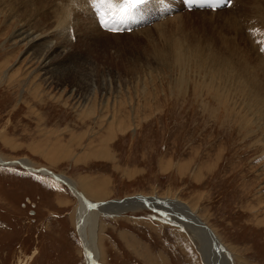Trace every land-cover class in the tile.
I'll return each instance as SVG.
<instances>
[{
	"label": "rangeland",
	"instance_id": "374dc122",
	"mask_svg": "<svg viewBox=\"0 0 264 264\" xmlns=\"http://www.w3.org/2000/svg\"><path fill=\"white\" fill-rule=\"evenodd\" d=\"M113 2L106 16L123 0ZM180 2L145 0L139 31L108 32L91 0H0V156L72 177L93 202L160 200L158 214L122 204L101 214L103 264H212L172 217L179 207L163 214L175 202L232 264H264V86L250 88L264 84V0L222 13ZM40 51L53 61L46 74ZM27 170L0 164V264H85L78 196Z\"/></svg>",
	"mask_w": 264,
	"mask_h": 264
},
{
	"label": "bare ground",
	"instance_id": "6f19581e",
	"mask_svg": "<svg viewBox=\"0 0 264 264\" xmlns=\"http://www.w3.org/2000/svg\"><path fill=\"white\" fill-rule=\"evenodd\" d=\"M80 1V0H79ZM89 1V0H88ZM116 1V0H115ZM169 3L172 2V0H167ZM180 1V0H179ZM241 1V0H239ZM260 1V0H258ZM263 1V0H261ZM85 2V0H84ZM251 2V1H250ZM253 2V0H252ZM78 3V2H77ZM233 3H234V0H233ZM232 3V4H233ZM260 3V2H259ZM67 4V3H66ZM76 4V2H75ZM231 4V5H232ZM257 4V3H256ZM70 5H74V3H71V2H68V6ZM183 5L190 9V10H199V9H204L202 11H209V12H216V13H222V12H218L219 10H223V9H227L228 7L230 6H224L223 8H219V9H207V8H190L188 6H186L183 2ZM229 5V4H228ZM264 5V4H263ZM82 6V4H81ZM84 6V5H83ZM116 6V2H113V6H111V9L113 10V8ZM180 6L182 7V4L180 2ZM255 6V5H254ZM259 6V5H258ZM257 5L255 7H258ZM66 7V6H65ZM85 7V6H84ZM247 7V5H246ZM69 8V7H68ZM81 8V7H80ZM86 8V7H85ZM110 7H105V12L107 13L108 9ZM183 8V7H182ZM262 9V7H260ZM259 7L257 9H260ZM74 9V8H73ZM72 9V10H73ZM78 9V8H77ZM83 9V8H81ZM79 9V12L80 10ZM253 9V8H252ZM70 10V8H69ZM76 10V9H75ZM250 10V9H249ZM256 10V8H255ZM71 11V10H70ZM243 11V10H242ZM254 11V10H252ZM262 11V10H261ZM75 12V11H74ZM258 12V11H257ZM255 13V11H254ZM258 14V13H256ZM81 15V14H80ZM250 15V14H249ZM63 16V15H62ZM68 16V15H67ZM253 16V15H251ZM66 17V16H65ZM260 17V16H259ZM264 17V12L262 13V17H260V20L257 21V25L258 27L260 28V33L261 32H264V20H262V18ZM67 18V17H66ZM105 18L108 19V16H106L105 14ZM251 18V17H250ZM256 19V17H255ZM254 19V20H255ZM257 20V19H256ZM256 22H253L254 25ZM161 24V23H160ZM256 25V26H257ZM142 28V26H140V23H138L137 25L133 26V30L132 32L134 31H139L140 29ZM99 30L98 28L96 29V31ZM258 31V32H259ZM105 32V31H104ZM103 32V33H104ZM258 34V33H257ZM100 35V34H99ZM102 35V33H101ZM263 37V36H262ZM32 42H36L40 39V35L37 34V35H34L32 37ZM40 43V42H39ZM94 43V42H93ZM42 45V44H41ZM34 46V45H33ZM258 47V46H256ZM51 48V47H50ZM236 48V47H235ZM238 48V47H237ZM30 50V49H29ZM41 54V59L44 63V74H46L47 72H49L50 70H52V67H50V64H52V59H48L50 57L51 54L47 52H43V51H40L39 52ZM52 53V52H51ZM39 54V55H40ZM56 54V53H55ZM59 55V54H58ZM250 58V57H249ZM256 59V58H255ZM252 60V59H251ZM250 61V60H248ZM247 61L246 65L249 64ZM253 61H255L253 59ZM51 62V63H50ZM254 63V62H253ZM252 64V63H251ZM134 65V64H133ZM229 65V64H228ZM243 65V64H242ZM253 66V65H252ZM250 64H249V67L251 68L252 67ZM255 66V65H254ZM253 66V67H254ZM257 66V65H256ZM254 67L252 68L250 71L252 72V76L250 77V79H252L254 81V79L256 80L258 78L259 75H262L261 73L259 74L257 67ZM248 67V66H247ZM246 67V68H247ZM248 67V68H249ZM247 68V69H248ZM247 69H245L244 71H246ZM49 70V71H48ZM261 78V77H260ZM264 78V77H263ZM81 81V80H80ZM251 81V80H250ZM258 82V79L257 81ZM254 81L253 84H251V87L249 85V87L251 88V90L256 93V94H259L260 91H263L261 86H264V84L262 83L263 81L261 80V83H256ZM54 83V82H53ZM88 85V84H87ZM248 86V84H247ZM95 87V86H94ZM95 89V88H94ZM93 90V89H92ZM91 91V90H90ZM91 94V92H89ZM263 97V96H262ZM261 97V98H262ZM13 162V163H12ZM16 164L17 163H20V165H23L25 167H27L28 170L30 171H34V172H40L42 174H47L49 176H52L51 174H54V177L56 178V180L60 181V182H63L68 188L69 190H73L72 192H75L76 195L78 196V204L74 210V215H73V221H74V224H75V227H76V230H77V233L78 235L80 236L81 238V242L83 243V252H84V255H85V264H95L97 262H102L103 260V255H104V252H103V249H102V244H101V241H100V233L102 231V228H103V224L101 223V214L103 213H106L108 210L110 211L111 209H118V208H121L123 206H115V207H111L114 206V205H118V204H122V205H125V206H128L129 208H132V207H138V206H142V207H146V203H154V202H158L160 200H158V198H156L155 196L153 197H149V196H142L143 197V200H140L138 195L137 196H133V197H130V198H125V199H122V200H110L109 202H93V201H90L88 200L84 194L78 189L76 188L75 184L72 182V179L70 177H68L67 175L65 174H58V173H53L52 171L48 170L47 168H41V169H36L33 165H32V162L27 159V158H23V159H20V160H15V161H11V162H8V161H4L2 160V157L0 156V164L1 165H10L11 164ZM58 174V175H57ZM157 199V201H156ZM162 202V201H161ZM168 200L164 199L163 200V204L164 203H167ZM91 203H96V206L93 208V207H89V205ZM155 204V203H154ZM157 204V203H156ZM134 205H137V206H134ZM150 205V204H149ZM176 206L179 207L180 209V212H182L183 216H172L173 214L167 210V207L169 208H175ZM155 207V206H154ZM128 208V209H129ZM162 211H164V215L167 217H174L176 219H179L181 220V222L183 223V225L192 230L195 234V237L196 239L199 241L200 243V247L202 248L203 252H205L206 254V257H207V260L208 262H212V264H232L231 260L232 259H228L227 256H228V252H226L224 250V247L221 246V243L219 242V240L216 238V236L214 235V233L212 232V229L208 228L203 221L200 220V218L195 214V212H193V210L191 209V207H189L188 205L186 204H182V203H173L171 204L170 206L168 205H165L162 207ZM155 209H157L155 207ZM114 211V210H113ZM112 211V212H113ZM157 211V210H156ZM178 211V210H177ZM194 213V214H193ZM176 214V213H175ZM101 223V224H100ZM218 241L216 244L217 246L213 245L212 247V241ZM207 262V261H206Z\"/></svg>",
	"mask_w": 264,
	"mask_h": 264
},
{
	"label": "snow or ice",
	"instance_id": "6c2138e0",
	"mask_svg": "<svg viewBox=\"0 0 264 264\" xmlns=\"http://www.w3.org/2000/svg\"><path fill=\"white\" fill-rule=\"evenodd\" d=\"M145 0H123L120 5V11L111 20L105 19L103 9L105 7H111L113 5V0H91L92 6L95 9L97 15L99 16V22L104 29H110L112 31H117L115 23L117 19H121L128 15L132 9L143 4ZM89 207H95L94 204H90Z\"/></svg>",
	"mask_w": 264,
	"mask_h": 264
},
{
	"label": "water",
	"instance_id": "95a60500",
	"mask_svg": "<svg viewBox=\"0 0 264 264\" xmlns=\"http://www.w3.org/2000/svg\"><path fill=\"white\" fill-rule=\"evenodd\" d=\"M52 175L54 176V174H52ZM139 196H140V195H139ZM123 198H124V197H123ZM123 198H121L120 200H122ZM139 199L142 200V201H144L142 196H140ZM144 202H145V201H144ZM145 203H146V202H145ZM91 204H94V205L96 206V203H91ZM146 204H147V205H146L147 207L151 208L152 210H155V207H154L155 204H154V203H146ZM149 204H150V205H149ZM155 211H156V210H155ZM156 212H157V211H156Z\"/></svg>",
	"mask_w": 264,
	"mask_h": 264
},
{
	"label": "crops",
	"instance_id": "0c3cea01",
	"mask_svg": "<svg viewBox=\"0 0 264 264\" xmlns=\"http://www.w3.org/2000/svg\"><path fill=\"white\" fill-rule=\"evenodd\" d=\"M41 166V165H40ZM44 166V165H43ZM72 178V177H71Z\"/></svg>",
	"mask_w": 264,
	"mask_h": 264
}]
</instances>
